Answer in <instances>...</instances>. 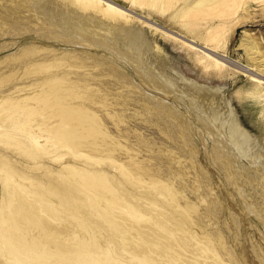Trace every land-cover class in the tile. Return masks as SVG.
<instances>
[{
    "label": "bare ground",
    "instance_id": "1",
    "mask_svg": "<svg viewBox=\"0 0 264 264\" xmlns=\"http://www.w3.org/2000/svg\"><path fill=\"white\" fill-rule=\"evenodd\" d=\"M138 1L171 12H180V5L183 16L204 13L220 22L250 5ZM99 7L105 8L101 14ZM128 10L115 0H0V51L34 35L19 55L0 58V81L14 78L15 88L40 91L41 106L50 103L32 125L23 107L40 108L0 99V264H243L225 232L234 236L222 219L225 202L211 166L224 176L222 186L235 185L245 215L254 213L264 225V133L243 124L231 96L181 74L147 34L209 46L221 29L201 43L164 31L146 11ZM245 33L241 46L251 63L241 68L259 86L255 101L264 104L263 40ZM51 36L72 48L37 39ZM224 61L215 59V68H224ZM35 127L50 134L49 142L33 137ZM61 139L68 147L58 145ZM70 151L84 166L72 162ZM202 153L210 169L200 162ZM108 154L123 164L121 171L104 161ZM199 249L208 255L203 261ZM263 249L259 242L253 247L260 264Z\"/></svg>",
    "mask_w": 264,
    "mask_h": 264
},
{
    "label": "rangeland",
    "instance_id": "2",
    "mask_svg": "<svg viewBox=\"0 0 264 264\" xmlns=\"http://www.w3.org/2000/svg\"><path fill=\"white\" fill-rule=\"evenodd\" d=\"M218 1L219 0H217V2ZM249 1L250 5H245L244 9L240 10V14H234L232 17L227 16V18L223 19V22H220L221 18L215 17L213 15L206 16L204 13L194 12L188 16H183V7L180 5L178 6V8L181 13L175 11H164L160 8L156 9V7L152 8L143 6L139 3L138 0H115V2L121 3L122 6L126 8L129 7L128 11L130 12L146 11L152 14V18L155 19L153 20V23L156 22L157 24H159V27H161L163 30L165 29L164 31L170 32L171 29L173 31H177V33L179 32L183 35H186L188 39L192 38L201 43L205 42L209 31L216 30L217 28L221 29L219 31L218 41L209 42V46H206L205 44H195L189 46L188 44L183 43L182 40H177V37H172L173 35H171L170 37L168 36V33H154L148 29L147 34L153 41L157 43L158 46L165 49L167 55L175 61V64L180 70V73L185 75L189 80H193L200 84L210 86L211 88L215 87L213 89H220V92L228 94L229 97L231 96L230 98L232 99L234 106L237 108L243 124L255 134L259 135L260 133H264V104H258L253 97V92L257 93L259 89V86L258 88H256L255 85L257 82L254 83L253 81L248 80L246 75L247 73L245 74V72H243L242 66L250 68L251 61L250 57L246 54L245 50L241 46V43L243 38L247 35V33H245L246 31L250 32L254 36H261V39L263 40V43L262 41L261 43L264 47V2H255L253 0ZM103 9L105 8H96L95 12L101 14V12H103ZM84 10H87V8H85ZM171 13H173V15ZM33 36L34 35L26 34L21 40H18V45L16 44L14 45V47L12 46L6 50H1L0 58H2L3 56L11 55L14 52V54H16L17 52H19V50L20 52L23 51L24 47L22 46L27 43V41H30L31 37ZM37 39H39L44 45H55L58 48L63 47L65 49L72 48V45H69L70 41L64 42L63 39L59 38V36H51L50 38L41 37ZM68 40L74 39L68 37ZM33 41L36 42L37 40H31V42ZM204 46L207 48H204ZM221 50L224 53L221 52ZM93 51V54H97V56H100L102 54V52L97 48H94ZM20 52L17 53L16 56L19 55ZM220 54L224 55V60H226L227 63L222 60V56H220ZM219 58L221 61H224V63H226V66H224V68H215V59ZM9 59L13 58H8L7 62L11 64L12 62L9 61ZM4 69L5 68H2V65H0V72ZM8 80L5 79L0 81V99H5L7 97H16V99L19 100V102H21L24 106L35 105V107L40 108L36 111V108L32 110L29 106L23 107V113L25 115L24 121L32 125H37V120L45 117L46 112L50 110V103L49 106H41L43 95L40 94V91H21L13 86V82H15L14 78H10ZM259 81L264 85V80ZM262 88H264V86H262ZM249 90H251V93L247 97V93L249 92ZM28 96L33 97L34 100L33 98L28 100ZM179 108L182 111H186V109L180 104ZM50 117L51 113H49V118ZM24 121L21 118L20 123H23ZM156 126L160 127L157 124ZM40 132L44 135L42 136ZM32 135L35 139H41L44 143L49 142V136L47 138V135L50 134H45L37 127L32 129ZM49 144L52 145L51 143ZM58 145L60 147H68V144H66V142L62 139L58 142ZM70 153L72 154L71 151ZM108 156L109 159H104V161L111 167L116 165V167L119 168L118 171H121L123 164L119 163V165H121V167H119V165H117L118 162L114 160L109 154ZM72 159V162L77 163L78 166H84L85 164L83 159L76 158L74 154H72ZM20 160L23 159L20 158ZM64 162L63 164L65 165ZM200 162L204 165V167H206V169H210L205 154L203 153L201 155ZM56 165V168L59 167L58 164ZM210 173L213 178L215 190H217L218 195L225 202V210L222 219L229 220V224L234 231V236L228 231V229L226 230V225L224 223L222 224V227L224 228L223 230H226V234L229 235L233 247L237 248L239 258L241 259L243 264H260L253 254V247L259 242L262 243L264 248L263 223L254 215V213L245 215V211H243V199L239 191L235 190L234 184L229 185V183L226 181L228 185L222 186L220 178L224 176L221 175L219 170L213 166H211ZM196 176L200 179L202 178V182H204V177H202L200 173H197ZM4 177L5 176H3V174L0 172V188H2V180L4 179ZM224 179L226 180V178ZM15 181L17 183L19 179L16 178ZM234 181L236 183L237 180ZM254 195L255 197L259 198L261 196L259 193ZM228 210H231L235 213L233 219L231 218L232 216L229 214ZM236 215H239V226L237 225V221L235 219ZM238 227L240 230L239 232H241L240 234L237 233ZM199 232H201V230H199ZM237 239H239L240 241L239 246L237 243ZM202 245L204 244L202 243ZM198 247L199 246L195 245L196 249H198ZM197 251H200L202 254V256L199 255L200 257L197 255L199 261H203V259H205L204 257L208 256L206 252H203L200 249L195 250V253Z\"/></svg>",
    "mask_w": 264,
    "mask_h": 264
}]
</instances>
